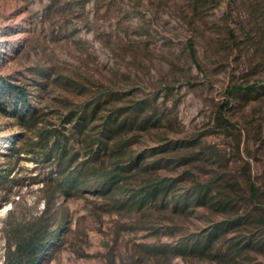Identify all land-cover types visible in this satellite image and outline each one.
<instances>
[{"label": "rangeland", "instance_id": "rangeland-1", "mask_svg": "<svg viewBox=\"0 0 264 264\" xmlns=\"http://www.w3.org/2000/svg\"><path fill=\"white\" fill-rule=\"evenodd\" d=\"M0 77L28 89L38 130L72 135L81 161L94 149L92 167H130L109 195H56L60 232L41 264H264V252L245 248L264 238V96L234 99L228 128L216 121L227 88L264 84V0H0ZM10 111L0 113V170H11L0 264L6 238L42 214L57 177L44 152H31L36 130ZM111 115L127 125L103 135ZM150 177L175 180V190L140 206L133 194ZM199 184L213 201L175 208ZM234 219L213 250L176 254Z\"/></svg>", "mask_w": 264, "mask_h": 264}, {"label": "trees", "instance_id": "trees-1", "mask_svg": "<svg viewBox=\"0 0 264 264\" xmlns=\"http://www.w3.org/2000/svg\"><path fill=\"white\" fill-rule=\"evenodd\" d=\"M259 96H264V84L234 85L227 88L225 94L227 101L221 105L216 117L217 124L224 128H228L232 124L226 114L231 108L234 99L239 97L248 99ZM30 105L31 98L28 89L9 84L5 79L0 77V113L9 116L11 115L10 108H13L17 111V117L20 122L26 124L28 129L36 130L39 138L37 142L38 149H33L34 151L31 152L32 154L36 153L37 150L44 152L42 156L56 170L57 174L56 178L51 179V182L55 183V187L45 199V209L42 214L33 221L16 227L6 238L7 249L3 264H41L43 262L49 247L56 241L60 232V230L56 231L53 229L54 219L51 214L54 198L57 194L62 193L66 196H73L78 193L94 191L102 195H109L116 191V189L121 188L120 182L122 181V176L130 168L121 167L119 165L120 159H113L112 164L114 166L112 168H108L105 165L97 168L92 167L90 163L98 160L97 152L94 149L92 150L90 159H88L89 161H81L82 153L80 151H73L70 146L72 135H68L67 132L57 128L43 131L38 130L39 118L36 111L31 110ZM22 106L29 107L30 111L28 112L30 113L28 115H25L24 111L20 110ZM87 118L88 112H85V115L75 122L76 124L73 128L76 132H81ZM73 121L74 119L69 117L65 123H72ZM111 123L119 124L123 128L127 125L126 121L119 122L117 115L108 116L104 122L103 135L114 132ZM99 140H101V143H92L91 146H95V144L98 146L100 144H108L103 139ZM148 156V153L142 152L133 158V162L135 164L140 163L147 159ZM145 169L149 170L151 168L146 167ZM10 176L11 170H0V189L8 187ZM175 186L176 181L173 179L150 177L146 181V184L133 194V197H137V202L140 206H144L148 201L165 198L170 195L175 190ZM211 191L210 185L199 184L182 195L181 199H176L175 208L181 206V210L184 211L191 204H206L207 202H211L214 199L210 195ZM251 194L256 202L261 198L260 190L254 183L251 184ZM215 202L218 203L220 201L217 200ZM246 220L243 223L250 222V220ZM240 222H242V219L220 223L208 231L205 240L198 239L193 244H184L176 254L208 253L213 250L214 243L221 233L234 228ZM261 222L264 223V217L261 219ZM234 246L238 247V243L231 244L232 249ZM245 248L264 252V238L261 241L249 242Z\"/></svg>", "mask_w": 264, "mask_h": 264}]
</instances>
